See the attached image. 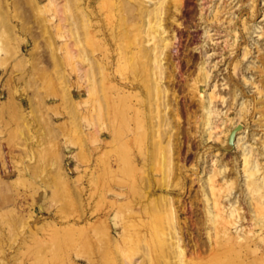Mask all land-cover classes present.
<instances>
[{"label": "rangeland", "instance_id": "rangeland-1", "mask_svg": "<svg viewBox=\"0 0 264 264\" xmlns=\"http://www.w3.org/2000/svg\"><path fill=\"white\" fill-rule=\"evenodd\" d=\"M0 143V264H264V0H0Z\"/></svg>", "mask_w": 264, "mask_h": 264}, {"label": "crops", "instance_id": "crops-1", "mask_svg": "<svg viewBox=\"0 0 264 264\" xmlns=\"http://www.w3.org/2000/svg\"><path fill=\"white\" fill-rule=\"evenodd\" d=\"M1 145H3V144H2V143H0V162H1V155H2V154H1V150H2V148H3V147L5 148V146H4V145H3L2 147H1ZM4 148H3V149H4Z\"/></svg>", "mask_w": 264, "mask_h": 264}, {"label": "bare ground", "instance_id": "bare-ground-1", "mask_svg": "<svg viewBox=\"0 0 264 264\" xmlns=\"http://www.w3.org/2000/svg\"><path fill=\"white\" fill-rule=\"evenodd\" d=\"M160 7H162V6H160ZM161 9H162V8H161ZM150 27H152V30H151V31L154 32V31H153V27H154V26L150 25ZM154 36H155V35H154ZM206 76H207V75H206ZM237 126H238V124H237ZM238 129H239V128H238ZM239 130H240V129H239ZM236 131H237V130H236ZM236 131H235V132H236ZM235 132H234V133H235Z\"/></svg>", "mask_w": 264, "mask_h": 264}]
</instances>
